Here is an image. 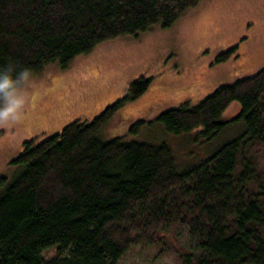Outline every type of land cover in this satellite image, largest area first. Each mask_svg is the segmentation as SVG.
<instances>
[{"label":"trees","instance_id":"obj_1","mask_svg":"<svg viewBox=\"0 0 264 264\" xmlns=\"http://www.w3.org/2000/svg\"><path fill=\"white\" fill-rule=\"evenodd\" d=\"M199 1L0 0V66L64 69L98 44L170 28ZM154 81L140 76L92 120L23 144L12 161L18 171L0 176V264H117L136 247L171 253L176 264H264V65L154 118L171 134L199 129L213 140L240 128L184 169L164 141L102 137L111 116ZM233 103L238 114L223 119ZM154 121L138 120L130 135Z\"/></svg>","mask_w":264,"mask_h":264},{"label":"rangeland","instance_id":"obj_2","mask_svg":"<svg viewBox=\"0 0 264 264\" xmlns=\"http://www.w3.org/2000/svg\"><path fill=\"white\" fill-rule=\"evenodd\" d=\"M234 45L238 46L236 53L215 64L216 56ZM263 65L264 0H200L168 29L155 28L137 37L98 44L74 58L67 68L49 64L33 74L22 119L0 123V176L12 178L18 171L12 161L25 142L38 143L70 122L92 120L124 96L140 76L155 79L151 91L116 111L102 137L164 141L179 169L193 166L234 137L240 131L238 125L213 140L216 137L198 135L199 129L171 134L154 118L166 109L193 105L218 86L249 76ZM238 110L233 103L223 119H232ZM142 119L154 122L131 136L129 129ZM179 243L183 247L185 240ZM56 251L46 250L42 258L48 261ZM117 264L176 263L171 253L160 255L157 249L136 247Z\"/></svg>","mask_w":264,"mask_h":264},{"label":"clouds","instance_id":"obj_3","mask_svg":"<svg viewBox=\"0 0 264 264\" xmlns=\"http://www.w3.org/2000/svg\"><path fill=\"white\" fill-rule=\"evenodd\" d=\"M32 72L15 63L0 66V123H17L24 114Z\"/></svg>","mask_w":264,"mask_h":264}]
</instances>
